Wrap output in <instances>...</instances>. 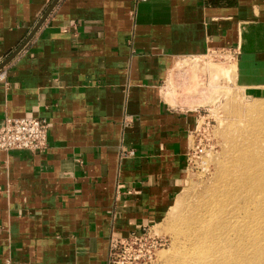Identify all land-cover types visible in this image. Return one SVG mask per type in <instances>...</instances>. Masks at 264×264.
Segmentation results:
<instances>
[{
    "label": "crops",
    "instance_id": "0c3cea01",
    "mask_svg": "<svg viewBox=\"0 0 264 264\" xmlns=\"http://www.w3.org/2000/svg\"><path fill=\"white\" fill-rule=\"evenodd\" d=\"M212 54L264 104V0H0V120L49 124L44 152L0 150V264H107L160 224Z\"/></svg>",
    "mask_w": 264,
    "mask_h": 264
},
{
    "label": "rangeland",
    "instance_id": "374dc122",
    "mask_svg": "<svg viewBox=\"0 0 264 264\" xmlns=\"http://www.w3.org/2000/svg\"><path fill=\"white\" fill-rule=\"evenodd\" d=\"M211 57L206 58L212 73L206 86L209 98L199 111L197 130L189 136L180 191L166 218L152 229L165 245L151 264H209L221 260V249L233 253L227 261L233 260L226 264H264V104L235 87L232 76L227 79L216 72L229 60ZM195 76L189 89L199 93L204 84ZM198 141L203 150L195 153ZM248 166L257 172L254 190L247 185L250 179L240 175ZM217 202L222 207L213 206ZM210 206L217 209L216 221L227 219L228 238L192 245L195 235L190 219Z\"/></svg>",
    "mask_w": 264,
    "mask_h": 264
},
{
    "label": "built area",
    "instance_id": "2783aa9c",
    "mask_svg": "<svg viewBox=\"0 0 264 264\" xmlns=\"http://www.w3.org/2000/svg\"><path fill=\"white\" fill-rule=\"evenodd\" d=\"M215 56V54H212ZM218 54L217 56H221ZM1 63V61H0ZM0 64V78L3 77ZM49 124L39 117H5L0 120V150H22L39 154L48 147ZM197 129L195 128L193 132ZM192 134V132H191ZM198 141L193 152H201ZM150 226H142L125 236L111 235L108 243L107 264H151L163 238L153 232Z\"/></svg>",
    "mask_w": 264,
    "mask_h": 264
},
{
    "label": "bare ground",
    "instance_id": "6f19581e",
    "mask_svg": "<svg viewBox=\"0 0 264 264\" xmlns=\"http://www.w3.org/2000/svg\"><path fill=\"white\" fill-rule=\"evenodd\" d=\"M254 160V159H253ZM245 162V161H243ZM242 162V164H244ZM255 163V160H254ZM232 164L234 165L235 162L232 161ZM253 165V162H252ZM251 165V166H252ZM240 175H244V177L246 176L248 179H250L251 182H249L247 185L249 186V189L254 190L255 188V178L257 176V172L256 169H253L251 167L248 166V171H246V173H244V170L240 172ZM221 202H217V205H213V206H220L222 207V205H219ZM217 211V209H213L212 206L206 208L205 213L204 214H197L194 218L190 219V224L192 225V228L194 229V241L192 243V245H197V244H201V243H206L209 242L210 244L213 241H222V242H226L225 240H227V236H228V231L225 230L224 226V222L227 219H223L220 221H216L218 220L215 216L214 212ZM234 220H236V222L238 221L237 218H234ZM191 236L189 234L188 239H190ZM189 242V240H188ZM212 250V246L210 247V249L207 251H211ZM192 254L194 255V253L192 252ZM178 258H180L179 254H176ZM220 255L222 256L221 260H214L211 261L209 264H226L227 262H229L230 259L227 261V257H231L233 255V253L229 250H225L223 252V250H220ZM239 258H236L235 261L232 262H236Z\"/></svg>",
    "mask_w": 264,
    "mask_h": 264
}]
</instances>
